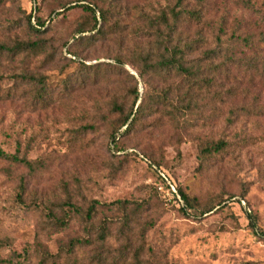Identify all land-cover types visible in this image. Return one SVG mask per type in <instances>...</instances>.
I'll return each instance as SVG.
<instances>
[{
  "label": "rangeland",
  "instance_id": "1",
  "mask_svg": "<svg viewBox=\"0 0 264 264\" xmlns=\"http://www.w3.org/2000/svg\"><path fill=\"white\" fill-rule=\"evenodd\" d=\"M78 3L95 9L94 30ZM170 10H181L175 37L198 46L185 59L199 64V86L171 73L146 74L147 88L140 64L128 63L154 44L152 29L139 32L146 16L172 20ZM29 13L44 21L41 32L28 28ZM16 40L41 45L0 53V153L32 165L0 155V258L18 263L27 249L23 264H36L40 247L53 255L48 264H264V0H0V43ZM115 56L125 62L115 66ZM136 84L140 94L196 99L191 113L176 102L178 121L156 113L121 128L116 151L113 103L127 111ZM219 140L222 150L203 153ZM149 160L170 189H156ZM177 188L192 205L185 213ZM67 197L81 210L91 200L131 203L99 207L87 237L75 214L55 223Z\"/></svg>",
  "mask_w": 264,
  "mask_h": 264
},
{
  "label": "trees",
  "instance_id": "2",
  "mask_svg": "<svg viewBox=\"0 0 264 264\" xmlns=\"http://www.w3.org/2000/svg\"><path fill=\"white\" fill-rule=\"evenodd\" d=\"M75 7H81L88 11H91L95 19V9L91 6L78 3ZM170 13L172 16V20L168 18L165 11H161V13L156 16V18L146 16L147 21H149V25L145 26L144 28H141L139 32L145 33L152 29V35L155 38L154 44L145 53L141 51L133 52L132 58L128 60V63L133 66L135 65V63L140 64L141 68L139 67L137 72L143 81V85L147 86V88L149 86L148 81L144 80L146 74H151L153 76L159 77L161 76L164 78V76L168 77L171 73H174L178 77H184L185 82H189L191 79H196L198 81L197 85L199 86V82L203 81L201 77L202 71L199 64L197 62L193 63L185 59V55L190 53L191 51H195L198 46H195V43L191 40L187 41L185 39L182 41L180 38L175 37L177 33L176 30L178 27V19L180 17L181 10H170ZM99 14L102 20L106 21V15L100 8ZM191 15L197 16L198 13L191 12ZM32 18L35 19V24H31ZM94 21L95 22L90 30H94L96 28L97 20L95 19ZM27 24L28 28L32 32H41V27H43L44 21H41L39 18L33 16L32 13H29L27 15ZM79 32H83V30H79ZM40 45V41L38 42L24 40H16L14 44L9 46L0 43V53L5 52L8 54H13L17 51L23 50L34 51L39 49ZM113 59L115 61V66H120L125 62L122 61V59L118 56L113 57ZM129 76L130 78L134 79L133 74H129ZM185 92L186 93L182 96L177 95V100L174 101L169 97L170 91H163L152 94L148 93L146 95V93L140 94L137 84L134 85V88L132 90V100L127 111L123 104L120 105L118 104V102L113 103V105H116V111L119 114V119L116 121V126L109 136L111 144H113V148L116 151L119 150L118 136H120L121 134L119 135L118 131L121 128L124 127V131L122 133H126L145 117H149L156 113H163L168 117V121H178V117L181 113V110L180 106H178L176 102L183 103L187 113H191L196 98L192 95V92L187 90ZM225 145L226 144L223 140H219L213 143L212 145L203 148L202 151L203 153L218 152L222 150ZM0 155L12 159L15 162H20L29 168L32 167L31 163L23 157H19L16 155L8 156L3 153H0ZM141 158L148 160L144 155H141ZM154 165L155 164L149 160V166L155 172L156 177L159 181V185L156 186V189L158 190L161 186H164L168 189L170 187L169 179L165 176L163 172H161V170H158V168ZM175 198L179 202L180 209L184 213L186 212L185 208L188 209L192 207L188 196L178 188L175 193ZM130 203L131 202L128 200H115L110 203H101L97 200H91L85 210H81L78 207L77 203L72 202V199L67 197V199L62 202V208L64 210L63 216L54 217V221L58 225L62 226L66 224L72 214H75L86 226L88 237L91 233L90 225L92 224V219L95 213L98 211L99 207L116 206L119 209L125 210L126 206ZM129 219L130 216H128L127 214L123 215L122 226L119 234V236L123 237L126 240L127 246L123 247V251L129 249L128 245H130L131 239L133 237L132 229L128 226ZM249 223L251 224V226H254V222L252 221L251 217H249ZM97 229V240L104 241L105 236H107V227L105 225V222L99 225ZM70 243H72V245H81L83 243V240L75 239L70 241ZM140 249V245L135 249L136 259H139L138 252ZM36 251L38 255L36 264H48L51 260L50 258H53V255L49 254L48 251L43 250L40 247L37 248ZM21 255L23 257V261L24 259L28 260L30 258V254L27 249L23 250V252H21ZM23 261L20 260L18 263H15L9 258H0V264H23ZM53 262L54 261L52 260L51 263Z\"/></svg>",
  "mask_w": 264,
  "mask_h": 264
}]
</instances>
